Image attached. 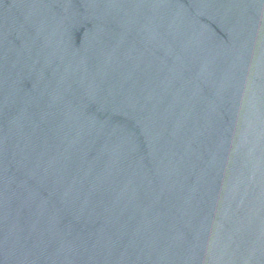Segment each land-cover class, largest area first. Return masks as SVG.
<instances>
[{
  "label": "water",
  "instance_id": "water-1",
  "mask_svg": "<svg viewBox=\"0 0 264 264\" xmlns=\"http://www.w3.org/2000/svg\"><path fill=\"white\" fill-rule=\"evenodd\" d=\"M0 264H264V0H0Z\"/></svg>",
  "mask_w": 264,
  "mask_h": 264
}]
</instances>
